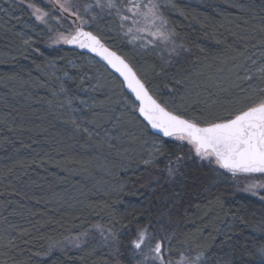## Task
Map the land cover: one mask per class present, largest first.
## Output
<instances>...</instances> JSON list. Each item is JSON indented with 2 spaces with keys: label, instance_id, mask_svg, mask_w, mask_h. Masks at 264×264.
Here are the masks:
<instances>
[{
  "label": "trees",
  "instance_id": "16d2710c",
  "mask_svg": "<svg viewBox=\"0 0 264 264\" xmlns=\"http://www.w3.org/2000/svg\"><path fill=\"white\" fill-rule=\"evenodd\" d=\"M157 2L171 43L130 42L114 10L94 8L85 27L161 102L179 105L185 84L236 108L258 98L264 0ZM29 5L47 8L0 0V264H140L132 242L143 228L171 239L173 262L203 251L207 264H264V201L191 146L154 133L123 81L91 54L50 45Z\"/></svg>",
  "mask_w": 264,
  "mask_h": 264
},
{
  "label": "snow or ice",
  "instance_id": "6c2138e0",
  "mask_svg": "<svg viewBox=\"0 0 264 264\" xmlns=\"http://www.w3.org/2000/svg\"><path fill=\"white\" fill-rule=\"evenodd\" d=\"M52 6L58 13H66L67 17H74L72 23L74 28L65 32H58L55 42H63L69 45H76L81 49H87L107 62L111 68L123 77V83L134 93L139 101L136 106L138 112L144 117L152 129L163 134V137L174 138L184 144L191 146L193 152L202 161L215 164L219 169L226 170L233 176L240 174L264 175V88L259 89L258 98L247 97V102L239 108L230 105H223L214 100L213 93L207 88L196 91L199 85L189 88L184 85L185 93L180 96V104L171 102H158L150 91L145 79L138 75L132 63L124 57L111 51L102 43L101 37L91 30H85L84 25L88 23L81 13H90L94 8L101 12L107 10L108 15L119 17L121 27L125 22H130L131 27L125 31V35H131L130 42H135L140 37L138 33L149 30L152 36L168 43L172 42V32L166 28L167 21L161 13V6L156 0H95V3L82 4L78 0H52ZM34 10L37 20L47 23L45 17L51 13L44 12L34 5H29ZM95 22V17L91 18ZM27 43V41H25ZM151 43V41H150ZM147 47V45H142ZM256 64V61H252ZM258 78L264 80V65L257 67ZM237 73V79H239ZM244 79L252 80V76H245ZM178 85L181 81L176 82ZM239 87L238 84L234 85ZM227 91V89H222ZM255 91V90H253ZM208 92L205 96L203 93ZM83 103V101H82ZM197 106L199 114L193 109ZM218 109H223L226 115H222ZM75 124V121H73ZM77 128L79 126L77 125ZM88 132V129H84ZM163 142L161 141V146ZM181 159L177 157V160ZM145 160L144 163H150ZM173 172L169 169V175ZM264 188V184H250L245 191L257 195L255 189ZM264 200V197H260ZM264 232V226H260ZM165 244L171 245V239L158 238L147 228L139 229L132 246L137 254L143 259L140 264H173L171 250L165 248ZM51 250V248L49 249ZM167 253L169 259H165ZM264 261V245L257 250ZM180 264H207L203 251L197 253L193 258L181 254Z\"/></svg>",
  "mask_w": 264,
  "mask_h": 264
},
{
  "label": "rangeland",
  "instance_id": "374dc122",
  "mask_svg": "<svg viewBox=\"0 0 264 264\" xmlns=\"http://www.w3.org/2000/svg\"><path fill=\"white\" fill-rule=\"evenodd\" d=\"M45 2H46L47 8H46V10H42V9L41 10L44 11V12L51 13V16L50 17H45V20H47V23H45V24L48 26V28L51 31V38L49 40V44L50 45L62 44L63 43L62 41L59 42V43H56L55 42L56 35H57L58 32H65L66 33V30L72 29V28L68 27V24H72V26H73V23H71V22L75 18L74 17H67V14L66 13H58V12H56V10L54 9V7L52 6V0H45ZM78 2L82 3L81 0H78ZM145 2H147V0H145ZM156 2H157V0H156ZM83 4H86V3H83ZM33 13H34V10H33ZM86 14L87 13H83V12L81 13V15L84 17V19L86 21H88V23L85 24L84 27L86 25L91 24L90 16L89 15H86ZM65 21H68L69 23H65ZM54 23H57L59 25V28L58 29H56L54 27ZM126 26L131 27L132 25L129 22V23H126ZM138 36L139 37L140 36H145L149 40H152V41H162V40H158L157 37L152 36L150 34V31L149 30H145V31H142V32L138 33ZM230 175H231L234 183L237 185V188L240 191L245 192V193H247V194H249L251 196L257 197V198L264 197V188H257V189H255V192L257 193V195H253L252 192L245 191V189L250 184H253V183L264 184V175H261V174H240V175H237V176H233L231 173H230ZM101 233H103L102 230L97 228V229L94 230L93 236L94 235H97V234H101ZM88 236H89V234L88 235L77 236V237H75V239L73 240V242L76 243V244L77 243H80L83 240L88 239ZM98 236H100V235H98ZM262 245H264V239H263V244ZM180 261H181V258L178 261L173 262V264H180Z\"/></svg>",
  "mask_w": 264,
  "mask_h": 264
},
{
  "label": "water",
  "instance_id": "95a60500",
  "mask_svg": "<svg viewBox=\"0 0 264 264\" xmlns=\"http://www.w3.org/2000/svg\"><path fill=\"white\" fill-rule=\"evenodd\" d=\"M85 30L87 31V30H90V29H88V28H86L85 27ZM92 31V30H91ZM94 33V32H93ZM94 34H96V33H94ZM101 40H102V43H104L105 44V46L106 47H108L111 51H115L118 55H120V56H122V57H124L121 53H119L117 50H115V49H113L112 47H110L102 38H101ZM69 45V44H68ZM69 46H71V47H73V48H75V49H77V50H79V51H82V52H85V53H88V54H91V55H93L94 57H96L98 60H100L101 62H103L104 64H106L107 65V67L113 72V73H115L122 81H123V77H121L120 76V74L119 73H117L116 71H115V69H113V68H111V66H109L108 64H107V62L106 61H104L100 56H97L95 53H93V52H91V51H89V50H87V49H81V48H79L78 46H76V45H69ZM125 58V57H124ZM126 59V58H125ZM126 60H128V59H126ZM129 61V60H128ZM135 69V68H134ZM139 75V74H138ZM124 86H125V88H126V90H127V92L130 94V95H132V97L135 99V101L139 104V101H137L136 100V98H135V95H134V93H132L131 92V90L130 89H128L127 87H126V85L124 84ZM154 98H156L157 100H158V102H161V101H159V99L154 95ZM138 114L144 119V117L138 112ZM144 121L148 124V122L144 119ZM149 125V124H148ZM150 126V125H149ZM150 128H151V126H150ZM151 130L154 132V133H156V134H158V135H160V136H163V134L162 133H159L157 130H155V129H152L151 128Z\"/></svg>",
  "mask_w": 264,
  "mask_h": 264
},
{
  "label": "flooded vegetation",
  "instance_id": "af4514ba",
  "mask_svg": "<svg viewBox=\"0 0 264 264\" xmlns=\"http://www.w3.org/2000/svg\"><path fill=\"white\" fill-rule=\"evenodd\" d=\"M255 174H258V173H255Z\"/></svg>",
  "mask_w": 264,
  "mask_h": 264
}]
</instances>
